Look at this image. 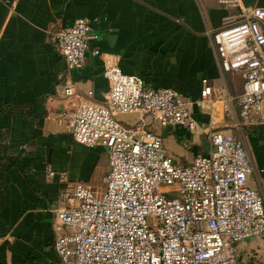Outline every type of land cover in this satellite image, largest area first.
<instances>
[{
  "label": "crops",
  "instance_id": "obj_1",
  "mask_svg": "<svg viewBox=\"0 0 264 264\" xmlns=\"http://www.w3.org/2000/svg\"><path fill=\"white\" fill-rule=\"evenodd\" d=\"M241 2L247 9L264 8V0ZM238 13L218 0H0V264H60L53 250L65 231L55 230V212L65 206L59 192L75 183L102 190L106 150L74 142L59 113L68 85L75 89L72 102L86 100L88 91L93 103L102 102L108 54L118 57L123 73L193 102L206 80L213 92L204 108H191L195 130L162 129L149 117L144 122L181 165L212 150L214 131L231 133L254 170L247 184L258 188L264 180V107L248 122L240 117L235 98L242 79L222 71L212 41L224 17ZM79 19L91 21L99 34L101 55L69 72L50 34ZM118 119L131 125L140 117ZM241 250L249 264H264V239L240 243L238 255Z\"/></svg>",
  "mask_w": 264,
  "mask_h": 264
},
{
  "label": "built area",
  "instance_id": "obj_2",
  "mask_svg": "<svg viewBox=\"0 0 264 264\" xmlns=\"http://www.w3.org/2000/svg\"><path fill=\"white\" fill-rule=\"evenodd\" d=\"M218 1L239 10L224 17L212 41L222 71L242 79L235 101L248 122L264 107V8ZM99 39L88 19L50 34L69 72L101 55ZM103 76L108 87L101 103L90 100L91 91L86 100L72 102L74 86L63 89L61 126L74 142L104 148L107 172L102 190L75 183L59 192L65 206L55 212V230L65 231L53 250L60 264H239L237 246L264 239V180L257 189L248 186L254 170L242 143L216 130L212 150L181 165L165 152L162 135L144 122L149 117L162 129L195 130L191 108H204L212 87L203 80L200 99L193 102L123 73L112 54ZM120 115L140 120L125 125ZM214 124L210 119L208 125Z\"/></svg>",
  "mask_w": 264,
  "mask_h": 264
},
{
  "label": "rangeland",
  "instance_id": "obj_3",
  "mask_svg": "<svg viewBox=\"0 0 264 264\" xmlns=\"http://www.w3.org/2000/svg\"><path fill=\"white\" fill-rule=\"evenodd\" d=\"M249 252H254V250H250ZM253 256V255H252ZM251 257L246 254V251L241 250L240 254L238 255V262L239 264H249Z\"/></svg>",
  "mask_w": 264,
  "mask_h": 264
}]
</instances>
